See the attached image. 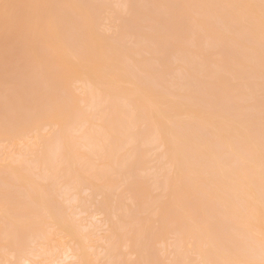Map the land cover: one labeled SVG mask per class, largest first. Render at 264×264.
<instances>
[{"label": "bare ground", "instance_id": "obj_1", "mask_svg": "<svg viewBox=\"0 0 264 264\" xmlns=\"http://www.w3.org/2000/svg\"><path fill=\"white\" fill-rule=\"evenodd\" d=\"M0 46V264H264V0H0Z\"/></svg>", "mask_w": 264, "mask_h": 264}, {"label": "rangeland", "instance_id": "obj_2", "mask_svg": "<svg viewBox=\"0 0 264 264\" xmlns=\"http://www.w3.org/2000/svg\"><path fill=\"white\" fill-rule=\"evenodd\" d=\"M148 6H149V5H148ZM146 9H148V8L146 7ZM180 11L182 12L181 9L179 10V12H180ZM181 12H180V13H181ZM177 13H178V12H177ZM180 13H179V14H180ZM0 47H1V46H0ZM2 48H3V50H2V49H0V50H2V51L5 52L4 47H2ZM2 51H0V52H2ZM4 52H2V53H4ZM0 54H1V53H0ZM0 78H1V77H0ZM33 95H34V94H33ZM31 96H32V95H31ZM31 96H30V98H31L30 101H33L32 98L34 99V96H33V97H31ZM36 98H37V96H36ZM30 101H29V102H30ZM28 104H31V103L26 102L25 105H22V106H26V105H28ZM22 106H21V107H22ZM18 107H19V106H18ZM18 107H17V108H18ZM28 108H29V106L27 107V109H28ZM18 109H19V110H18L19 112H22V111H20V110H24L23 108H22V109L18 108ZM27 109L24 110V111H27ZM14 147H15V146L10 147V150L8 149L9 151H7V152H10V153H12L13 151L15 152V150H16L17 147H16V148H14ZM14 149H15V150H14ZM17 149H18V148H17ZM0 154H2V153H0ZM3 155H4V154H3ZM5 155H6V154H5ZM5 155H4V157H6ZM7 155H8V154H7ZM0 156H2V155H0ZM2 158H3V157H2ZM99 217H100V216H99ZM97 218H98V217H97ZM97 218H96V219H97ZM100 218H101V217H100ZM101 219H102V218H101ZM89 220H90V219H89ZM93 220H94V218H93ZM93 220H91V222H92ZM97 220H98V219H97ZM99 221H100V219H99ZM91 222H90V223H91ZM94 222H95V221H94ZM94 222H92V226H94V225H93ZM97 222H98V221H96L95 225L97 224ZM99 224H100V223H99ZM99 224H98V225H99ZM102 224H103V223H102ZM98 225H96V226H94V227H97ZM100 225H101V224H100ZM101 226H102V225H101ZM101 226H98V227L101 228ZM94 227H92V229H93ZM97 229H98V228H97ZM95 230H96V229H95ZM154 244L156 245V243H154ZM154 244H153V247L155 246ZM160 244H161V243H160ZM157 246H158V244H157ZM155 247H156V246H155ZM161 247H162V246H161ZM161 247L158 246V248H161ZM154 249H155V248H154ZM154 249H153V250H154ZM156 249H157V248H156ZM159 252H161V251H159ZM159 252H158V253H159ZM130 253H132V252H130ZM158 253H156L157 256H160L161 253H159L160 255H158ZM133 254H135V256H133ZM164 254H165V255H164ZM12 255H13V254H12ZM129 255H130V254H129ZM131 255L133 256V258H134V260H135V259L137 258L136 256H137L138 254H137V253H132ZM169 255H171V254H169ZM169 255H166V253H164V251H163V256L161 255L162 257H160V258L163 259V257L165 256V257H166V260H167V258H168L167 256H169ZM127 256H128V255H127ZM132 256H131V258H132ZM171 256H172V255H171ZM9 257H10V255H9ZM169 257H170V256H169ZM128 258L130 259V257H128ZM158 258H159V257H158ZM171 258H172V257H170V259L168 260L169 262H170ZM162 259H159V260L161 261ZM130 260H131V259H130ZM132 260H133V259H132ZM159 260H158V263L160 264ZM166 260L163 261L164 263L166 262L165 264H167V262H168V261H166ZM70 261H71V260H70ZM70 261L67 260L66 262H70ZM161 264H162V262H161Z\"/></svg>", "mask_w": 264, "mask_h": 264}]
</instances>
